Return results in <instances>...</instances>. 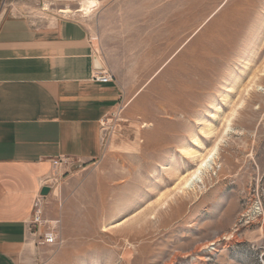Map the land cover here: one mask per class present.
I'll return each instance as SVG.
<instances>
[{
  "label": "rangeland",
  "instance_id": "obj_1",
  "mask_svg": "<svg viewBox=\"0 0 264 264\" xmlns=\"http://www.w3.org/2000/svg\"><path fill=\"white\" fill-rule=\"evenodd\" d=\"M96 1L81 16L59 10L86 0H0V15L36 26L82 23L123 91L112 136L129 110L144 131L139 151L60 171L44 209L57 242L29 232L18 264H264V0ZM218 142L203 178L180 190Z\"/></svg>",
  "mask_w": 264,
  "mask_h": 264
},
{
  "label": "crops",
  "instance_id": "obj_2",
  "mask_svg": "<svg viewBox=\"0 0 264 264\" xmlns=\"http://www.w3.org/2000/svg\"><path fill=\"white\" fill-rule=\"evenodd\" d=\"M96 57L77 20L36 26L26 17L0 15V264H18L52 160L67 155L96 163L107 150L143 147V119L131 118L130 110L122 135H102L124 96L115 80L94 79L109 70L97 69Z\"/></svg>",
  "mask_w": 264,
  "mask_h": 264
},
{
  "label": "built area",
  "instance_id": "obj_3",
  "mask_svg": "<svg viewBox=\"0 0 264 264\" xmlns=\"http://www.w3.org/2000/svg\"><path fill=\"white\" fill-rule=\"evenodd\" d=\"M114 78L115 77L113 73L109 70L105 71L103 74L94 76L95 80L102 83L111 82L114 80ZM102 128H103L102 135L104 137H108L109 134L111 133V127L109 126L107 120L102 124ZM77 163L80 162L77 161ZM74 164H76L74 158L67 155H61L55 158L54 160H52L54 172L50 173L47 177L42 179L41 188L34 200L32 219L29 223V232L31 233L32 236L38 238L39 243L55 244L58 239V236L52 227L48 229L46 228V225L49 224V221L45 219L44 209H45L46 196L42 194V189L43 187L47 186L50 188L49 194H54V192L57 190L56 187L58 186L59 179L61 176L60 171ZM32 227H35L36 230L33 231ZM42 227H45L44 232H42Z\"/></svg>",
  "mask_w": 264,
  "mask_h": 264
},
{
  "label": "bare ground",
  "instance_id": "obj_4",
  "mask_svg": "<svg viewBox=\"0 0 264 264\" xmlns=\"http://www.w3.org/2000/svg\"><path fill=\"white\" fill-rule=\"evenodd\" d=\"M96 4H97L96 0H86V2H84V4L79 9L74 10L72 8H65V9L59 10V12L64 14V15L88 16ZM228 122H229L228 127H227L226 131L224 132L220 142L223 141L225 134H227V131L229 130L231 120H229ZM220 142L216 143L206 154H203V155L201 154L202 156L199 159V161L196 165V168L190 174L183 177L184 180L182 179L183 181L181 182V185L179 186L180 190L185 191L189 188H192L193 185L197 181H199L203 178L202 177L203 173L206 170L210 169L212 162L214 160H216V158H217L219 147H220ZM183 153L188 158H196L197 157L196 153L194 151H191L190 149H183ZM233 236H234L233 233L226 234L224 237H217L213 241L205 243L204 245L201 246V248L198 249L199 254H200L199 258L202 260L209 259L208 258L210 255L209 253H210V250L212 248H214L217 245H221V241H223L224 239H232Z\"/></svg>",
  "mask_w": 264,
  "mask_h": 264
},
{
  "label": "water",
  "instance_id": "obj_5",
  "mask_svg": "<svg viewBox=\"0 0 264 264\" xmlns=\"http://www.w3.org/2000/svg\"><path fill=\"white\" fill-rule=\"evenodd\" d=\"M95 63H96L97 69H104V67L99 63V60L97 59V57L95 58ZM49 191H50L49 187H47V186L43 187L42 194L46 196V195H48Z\"/></svg>",
  "mask_w": 264,
  "mask_h": 264
}]
</instances>
